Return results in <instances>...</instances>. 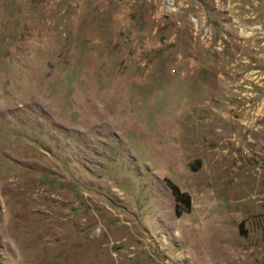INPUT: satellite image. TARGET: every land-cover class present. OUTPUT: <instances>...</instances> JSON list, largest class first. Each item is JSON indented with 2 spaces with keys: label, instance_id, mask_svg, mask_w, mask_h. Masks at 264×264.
<instances>
[{
  "label": "rangeland",
  "instance_id": "1",
  "mask_svg": "<svg viewBox=\"0 0 264 264\" xmlns=\"http://www.w3.org/2000/svg\"><path fill=\"white\" fill-rule=\"evenodd\" d=\"M0 264H264V0H0Z\"/></svg>",
  "mask_w": 264,
  "mask_h": 264
},
{
  "label": "trees",
  "instance_id": "2",
  "mask_svg": "<svg viewBox=\"0 0 264 264\" xmlns=\"http://www.w3.org/2000/svg\"><path fill=\"white\" fill-rule=\"evenodd\" d=\"M172 190H173V194L177 200V203L180 205V204H184L186 206H189L190 205V199H189V196L185 193H181L180 189L175 186V185H172ZM176 214L177 216H181V211L180 209L177 208L176 210Z\"/></svg>",
  "mask_w": 264,
  "mask_h": 264
}]
</instances>
